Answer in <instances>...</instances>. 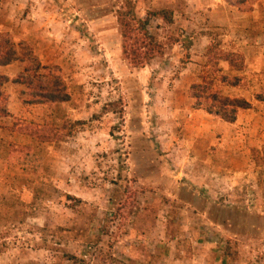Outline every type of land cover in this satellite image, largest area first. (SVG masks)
<instances>
[{
  "label": "rangeland",
  "instance_id": "rangeland-1",
  "mask_svg": "<svg viewBox=\"0 0 264 264\" xmlns=\"http://www.w3.org/2000/svg\"><path fill=\"white\" fill-rule=\"evenodd\" d=\"M128 1L142 18L173 11V23L150 21L164 49L144 67L123 53ZM194 1L0 0V31L59 66L71 94L25 105L24 86L5 90L0 264H264V0H222L217 21L206 14L217 0ZM211 46L244 68L215 62ZM203 74L252 108L235 123L194 108Z\"/></svg>",
  "mask_w": 264,
  "mask_h": 264
},
{
  "label": "trees",
  "instance_id": "trees-1",
  "mask_svg": "<svg viewBox=\"0 0 264 264\" xmlns=\"http://www.w3.org/2000/svg\"><path fill=\"white\" fill-rule=\"evenodd\" d=\"M232 6L245 10L247 6L258 0H225ZM153 18H160L167 23H173V11L160 9L150 11L142 18L135 13L131 1L126 3V9L117 16L123 39V53L133 67H144L157 55L162 54L164 45L153 34L148 26ZM209 55L213 54L215 62L225 61L237 70L244 68L245 58L241 53L216 50L209 47ZM236 58V61L233 59ZM18 63L19 71L11 78L0 71V117L11 116L9 110V94L4 90L5 84L12 82L25 87L24 93L28 98L23 99L25 105H52L68 102L71 94L64 79L61 68L42 62L34 47L26 41L17 39L7 31H0V66ZM202 80L190 86V96L194 99V108L203 109L228 123L237 121L240 111L252 108V103L246 97H232L224 94L216 87L214 79L202 75ZM220 81L231 86L241 84V76L222 74ZM14 127L11 128L13 130ZM31 135L41 140L49 139L45 132L37 129L30 130ZM73 263L84 262L77 255H68Z\"/></svg>",
  "mask_w": 264,
  "mask_h": 264
},
{
  "label": "crops",
  "instance_id": "crops-1",
  "mask_svg": "<svg viewBox=\"0 0 264 264\" xmlns=\"http://www.w3.org/2000/svg\"><path fill=\"white\" fill-rule=\"evenodd\" d=\"M211 2V0H206V1H203V0H195L193 5L195 4V9L196 10H201L202 8H204V5H208L209 3ZM212 9H209L208 11H206V14L207 16L213 21H217V19H220L222 18V16H226V6H225V3L222 1V0H218L217 1H212ZM258 4V3H257ZM192 5V6H193ZM222 9H224V13L222 12ZM228 13V12H227ZM205 13H202L201 12H198L197 13V16H200V15H203ZM205 14V15H206ZM196 16V15H195ZM206 36V35H204ZM18 63H13V64H10V65H7V66H0V71L1 72H4L6 73L7 75H9L11 78L15 77L16 74L18 73L19 71V67H18ZM14 85V86H17V89H21L22 88V85H18V84H14L12 82H9L7 84H5L4 86V90H7L9 89V85ZM8 94H9V110L11 112V116H7V117H0V122H7L8 119L14 117V110H12V107L10 105V103H12L15 99V95H11V92H9V90L7 91Z\"/></svg>",
  "mask_w": 264,
  "mask_h": 264
}]
</instances>
